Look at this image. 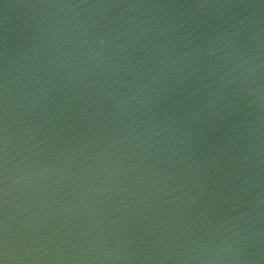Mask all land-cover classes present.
Segmentation results:
<instances>
[{
  "label": "water",
  "instance_id": "obj_1",
  "mask_svg": "<svg viewBox=\"0 0 264 264\" xmlns=\"http://www.w3.org/2000/svg\"><path fill=\"white\" fill-rule=\"evenodd\" d=\"M0 264H264V0H0Z\"/></svg>",
  "mask_w": 264,
  "mask_h": 264
}]
</instances>
